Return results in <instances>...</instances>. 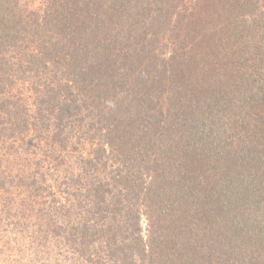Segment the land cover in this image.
Masks as SVG:
<instances>
[{"label":"trees","instance_id":"1","mask_svg":"<svg viewBox=\"0 0 264 264\" xmlns=\"http://www.w3.org/2000/svg\"><path fill=\"white\" fill-rule=\"evenodd\" d=\"M0 213L40 259L264 264V0H0Z\"/></svg>","mask_w":264,"mask_h":264},{"label":"rangeland","instance_id":"2","mask_svg":"<svg viewBox=\"0 0 264 264\" xmlns=\"http://www.w3.org/2000/svg\"><path fill=\"white\" fill-rule=\"evenodd\" d=\"M166 10H163V12L159 13L157 15V28L160 30V26L163 22V20L167 23V19L171 18L174 20V23L178 25L181 28V23L174 15H170L169 13L165 12ZM172 16V17H171ZM177 26V28H178ZM125 36L128 34L127 32L123 33ZM129 35V34H128ZM127 35V36H128ZM130 36V35H129ZM124 40V39H123ZM117 41V39H115ZM114 53V52H113ZM76 152H74L75 154ZM25 202L21 201V205H24ZM13 218L21 217L23 215L22 210H14L12 213ZM11 219H5L2 214L0 213V264H74L75 260H69L66 262H63L61 258L72 257V254L66 253L68 245H64V241L62 239L59 240V244H55V248L58 249L57 252L61 257H52L51 254L43 255V257L40 259V257L33 256L26 250H22L21 247H16L13 242L19 241L17 246L21 245L20 241L24 240L20 237L19 233L15 232V230L12 228V225L10 224ZM143 227H145V224L143 223ZM49 255V256H48ZM55 258H59V260L55 261ZM78 264V263H77Z\"/></svg>","mask_w":264,"mask_h":264}]
</instances>
